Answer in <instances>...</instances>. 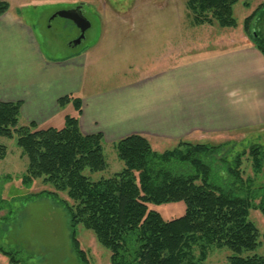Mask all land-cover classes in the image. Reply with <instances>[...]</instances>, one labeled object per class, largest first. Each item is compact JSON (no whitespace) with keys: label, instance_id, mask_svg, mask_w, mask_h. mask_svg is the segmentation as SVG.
Listing matches in <instances>:
<instances>
[{"label":"trees","instance_id":"1","mask_svg":"<svg viewBox=\"0 0 264 264\" xmlns=\"http://www.w3.org/2000/svg\"><path fill=\"white\" fill-rule=\"evenodd\" d=\"M238 1L186 0L185 6L193 17L192 25L236 28L233 10ZM263 7L264 3L260 4L243 20L242 29L264 59V34L253 24L262 17ZM6 9V3L0 2V15ZM69 103L75 115L66 116L63 127L57 129L39 128L34 123L20 126L21 103L0 102V139H14L27 159L16 188L30 189L35 180L53 188V192L41 191L31 197L47 195L63 206L71 248L80 264H88V260L75 237L77 225L91 231L110 252L111 264H200L212 247L233 253L226 264H264V256H242L260 245V235L248 215L251 209H259L264 215V203L253 204L256 194L241 195L245 182L239 171V155L229 165L221 154L225 145L180 143L171 150L156 152L144 137L132 135L114 145L123 169L113 177L91 181L84 174L86 170L101 172L107 168L103 137L100 133L82 134L77 119L81 100L71 96L58 100L59 107ZM6 155V147L0 143V160ZM250 155L258 175L261 149L251 148ZM217 163L226 174L222 185L219 175L213 178V173L220 171ZM183 165L186 173L177 169ZM246 181L249 188L253 182ZM13 182L10 175L0 178V211L9 201L2 197L4 188ZM58 193L65 194L71 204L59 200ZM178 201L186 204L185 213L170 221L149 209L151 204ZM0 253L10 264H21L15 253L1 246Z\"/></svg>","mask_w":264,"mask_h":264},{"label":"crops","instance_id":"2","mask_svg":"<svg viewBox=\"0 0 264 264\" xmlns=\"http://www.w3.org/2000/svg\"><path fill=\"white\" fill-rule=\"evenodd\" d=\"M25 1L0 0L7 5L0 15V64L6 65V73L10 68V78L0 85V102L21 103V125L62 128L75 110L71 103L59 107L58 100L71 96L81 100V133H100L103 150H114L119 140L132 135L163 152L166 146L219 145L230 142L233 134L264 130V59L241 25L165 27L178 35L160 44V50L151 44L154 51L144 54L148 66L131 64L137 66L134 80L101 87L93 79L89 88L88 79L82 92L83 84L77 87L79 57L60 63L43 59L32 31L17 14ZM15 45L22 48L27 66L21 95L14 85ZM96 53L89 54V64L99 61Z\"/></svg>","mask_w":264,"mask_h":264},{"label":"rangeland","instance_id":"3","mask_svg":"<svg viewBox=\"0 0 264 264\" xmlns=\"http://www.w3.org/2000/svg\"><path fill=\"white\" fill-rule=\"evenodd\" d=\"M185 1L26 0L24 3L27 5L19 9L17 14L23 24L32 31L46 62L60 63L79 57L82 64L80 63L81 66L78 68L77 87L83 84V92L88 89V79L89 88L93 79L99 82L101 87L134 80L138 75L137 66H131V64L137 62L140 64L139 67L148 66L149 62L144 54L154 51L151 44L153 43V47L160 50V44L178 35L167 32L165 27L180 28V26L192 25L193 17L186 9ZM260 3H264V0H239L234 6L237 24L242 26L243 20ZM78 5L82 6L83 15L90 23V28L85 32L80 44L70 46L79 37V29L71 21L53 16L58 11L72 9ZM259 21L258 27L264 33V9ZM146 25L152 26L144 28L143 26ZM154 29L158 33H153ZM18 40L19 37L15 34V43ZM175 41L180 42L178 39ZM92 51H97L96 55L99 59L94 65L89 64V54ZM14 52L15 92L21 95L26 78V58L21 47L18 48L15 45ZM119 53H122V58L118 57ZM137 54H140L139 59ZM140 58L141 62H138ZM5 70L6 65L0 64V85L6 76L10 78V68L7 73ZM19 120L21 122L22 119ZM20 122L19 125L24 126ZM231 137L230 142L219 145H225L221 154L226 156L229 165L233 163L234 158L240 156L239 171L245 182L244 193L242 192L241 195L256 194L253 204L258 205L261 200L264 203V130L246 131L244 134L237 133ZM0 143L7 149L5 159L0 160V178L10 175L14 179L12 184L4 188L2 194V197L8 198L9 201L5 206L6 209L0 211V246L15 253L21 264H80L71 248L69 220L63 206L57 199L47 195L31 197L41 191L53 192V188L44 185L41 180H35L30 189L16 188L19 185L17 179L26 171L27 159L22 156L14 139L1 138ZM254 147H259L263 154L262 168L258 175L254 172L250 155V149ZM163 149L171 150L173 146H166ZM104 156L107 162V168L104 171L86 170L84 172L91 181L113 177L123 169V164L117 159L115 151L110 146L105 147ZM218 167L220 169V164ZM177 169L186 173L187 167L177 166ZM221 169L219 173H213V178L219 175L218 182L222 185L226 174ZM248 179L253 183L246 188ZM58 197L59 200L63 199L71 204L65 194L58 193ZM149 209L158 212L164 221H170L180 218L185 213L186 204L183 201L151 204ZM248 220L256 227L260 235V245L252 252H243L242 256H264V238L262 237L264 215L259 209H251ZM74 233L86 254L88 264H111L110 252L97 242L91 231L86 230L82 225H77ZM232 255L233 253L228 249L212 247L208 249L207 256L200 264H226L227 258ZM195 256L196 258L199 256L197 250H195ZM0 264H10L8 258L1 253Z\"/></svg>","mask_w":264,"mask_h":264},{"label":"water","instance_id":"4","mask_svg":"<svg viewBox=\"0 0 264 264\" xmlns=\"http://www.w3.org/2000/svg\"><path fill=\"white\" fill-rule=\"evenodd\" d=\"M81 8L82 6L78 5L73 9L58 11L53 16H58L63 19L69 20L79 29L80 35L74 42H72L73 45L80 44V42L84 39L85 32L90 28V23L84 17Z\"/></svg>","mask_w":264,"mask_h":264},{"label":"flooded vegetation","instance_id":"5","mask_svg":"<svg viewBox=\"0 0 264 264\" xmlns=\"http://www.w3.org/2000/svg\"><path fill=\"white\" fill-rule=\"evenodd\" d=\"M73 9V8H72ZM81 11H82V8H81ZM70 46H73V44L71 43Z\"/></svg>","mask_w":264,"mask_h":264}]
</instances>
